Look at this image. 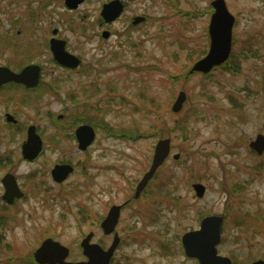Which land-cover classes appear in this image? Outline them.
Returning a JSON list of instances; mask_svg holds the SVG:
<instances>
[{
  "label": "rangeland",
  "instance_id": "rangeland-1",
  "mask_svg": "<svg viewBox=\"0 0 264 264\" xmlns=\"http://www.w3.org/2000/svg\"><path fill=\"white\" fill-rule=\"evenodd\" d=\"M2 1L0 65L14 71L28 63L44 68L36 93L12 86L0 91V157L19 162L24 138L4 124L6 111L19 123L37 124L47 150L35 164L14 167L29 196L17 217V209L0 208V247L13 248L0 254V264L5 255H31L46 237L67 247L69 261L83 258L79 243L90 231L91 242L106 248L111 237L98 231L99 220L109 203L133 200L154 145L164 138L170 139V155L122 211L121 244L112 264H197L183 255L181 236L198 229L203 217L221 214L226 218L220 255L234 264L264 255V152L258 156L249 147L264 135V0H224L235 19L230 65L208 75L189 71L209 52L214 0H122L121 16L108 25L99 12L109 0H84L72 11L63 0ZM135 17L145 20L133 27ZM52 29L80 58L77 70L53 64L46 48ZM102 31L110 36L101 39ZM180 91L186 98L174 114L170 107ZM77 109L96 132L84 152L70 129L49 126L50 114L66 115V122ZM100 121L112 132L138 137L107 135ZM57 160L75 164V172L58 185L46 173ZM8 169L0 168V178ZM32 171L39 176L26 180ZM195 183L205 187L201 198Z\"/></svg>",
  "mask_w": 264,
  "mask_h": 264
},
{
  "label": "water",
  "instance_id": "water-1",
  "mask_svg": "<svg viewBox=\"0 0 264 264\" xmlns=\"http://www.w3.org/2000/svg\"><path fill=\"white\" fill-rule=\"evenodd\" d=\"M83 0H65V5L68 8H76ZM213 13L211 14L210 23L208 26L209 36V52L206 57L196 62L191 67L189 73H209L212 68L223 64L229 54L232 41V28L235 22L234 17L228 11L224 0H214L211 2ZM123 4L120 0H112L103 5L101 10V17L105 22H112L122 12ZM143 17H136L134 23L143 21ZM56 32V31H54ZM108 32H103V37H107ZM64 41L53 39L51 40V50L55 60L64 66H76L79 60L68 54L64 50ZM39 67L37 65H28L22 69L20 73H14L7 67L0 66V85L6 82H16L24 84L26 87H34L38 83ZM186 95L183 91L179 92L171 110L179 112L185 101ZM87 134L83 136V132ZM37 139V136L30 134L29 141ZM93 138V132L88 127H82L78 131L79 147L84 149ZM24 153L29 154L27 149L30 147L28 142L25 145ZM34 152L39 146V142L34 145ZM250 148L257 154L264 151V135H257L254 141L249 144ZM170 151V139H160L154 147L151 165L149 170L143 175L138 182L135 191V197H138L141 191L146 187L148 182L152 179L157 171V168L163 163ZM178 158V154L174 155V159ZM70 168L62 167L60 172V179L63 178ZM8 177L6 179L8 180ZM193 189L197 197H202L205 193V187L202 184L196 183ZM11 193L8 191L7 193ZM119 207H112L108 217L103 223L106 233L114 230L118 219ZM223 220L222 216H208L202 219L200 227L196 230L186 232L181 239L184 254L187 258L196 259L198 264H231L230 259L217 254L216 246L220 242V225ZM90 235H88L82 242L83 253L88 257V261L84 263H70L65 259L68 256V249L60 245L52 239H46L42 242L40 247L35 252V259L42 264H108L117 245L118 238L115 235L112 245L107 251H102L97 245L89 244ZM257 264V263H256ZM258 264H263L258 262Z\"/></svg>",
  "mask_w": 264,
  "mask_h": 264
},
{
  "label": "flooded vegetation",
  "instance_id": "flooded-vegetation-1",
  "mask_svg": "<svg viewBox=\"0 0 264 264\" xmlns=\"http://www.w3.org/2000/svg\"><path fill=\"white\" fill-rule=\"evenodd\" d=\"M2 2H4V1H2ZM63 2H64V0H63ZM78 7H79V5H78ZM77 8H75V9H77ZM72 9H74V8H72ZM68 11H72V10H68ZM110 24H112V23H110ZM105 25H108V24H105ZM54 31H57V29H52L51 36H49L46 39V48H47V51L50 52L51 57H53L52 51L50 50L51 49V40L55 39V38L59 39L57 37L58 31L57 32H54ZM109 36L110 35H108L105 38H108ZM65 50L67 51L66 42H65ZM68 53H70V52H68ZM77 58L79 60V63H78V65L73 66V67H70V66L65 67V66L59 65L58 63H56L54 61L53 58H52V62L60 70H63V71H75L81 65L80 58L79 57H77ZM28 64H31V63H28ZM28 64H26V65H28ZM33 64H35V63H33ZM26 65L21 66L17 71H14V70L10 69L8 66H6V67H8L12 72L18 73ZM39 66H40L39 81L36 84V86H34V87H26L24 84H19V83H14V82H7V83H3V84L0 85V91L3 90L5 87H11L12 86V87H16L17 89H21V90L27 92L28 94L36 93L43 86L42 75H43V68L44 67L41 66V65H39ZM79 112L80 111L78 110L77 113H75L71 117H69L66 122L62 121L63 119H66V117H65L66 115H63L61 113L56 114V115L50 114L48 116V118H49V122H50L49 126L54 131L57 130V131L62 132V131H67V129H70L68 132H70L69 135H70L72 141L75 142L77 150H79L81 152H84L89 147H91V145L95 141V138H96V134L95 133L96 132L94 131L93 138H92L91 142L88 145H86L84 149H81L79 147L78 131L82 127H87V126L92 127L93 124H91V123L88 124L87 122H85L86 120L88 121V117L86 116V113H79ZM2 118H3L4 124L13 125V126L17 127L18 132L19 133L23 132L22 135H24V138L21 139L19 144H18L19 145V149H20V159H21L19 162L18 161L14 162V160H12L10 157H7V156L0 157V168H4V167L9 166L8 171L5 172L3 174V176L0 178V186H1V189H2V193L0 195V208H3V209L4 208L5 209H17V212L15 213V216L17 217L21 213V212H18V209L20 208V205H23L25 203V201L27 200L28 196H29V189L26 188L25 183L21 181V178L19 177V174L17 173V170L14 169V167L17 164H20V163H24V164H27V165H32V164H35L37 161H39L43 157L44 153L47 150L46 140H45V138H44V136L42 134L41 128H39L37 126V124L31 123V122L27 123V124L19 123L18 119H16L15 116L13 114L9 113L8 111L3 112ZM73 125H74V127H73ZM102 125L105 128L104 130L111 132V130L108 129V127H107V125L105 123H102ZM114 133L115 134H119L117 132H114ZM30 134H33L34 136L36 135L37 139L35 137V139L33 141H29V135ZM86 134H87V131L84 130L83 136H85ZM135 136L138 137V134H136ZM28 142L30 143V147L27 149V152H29V154L26 155L24 153V150H25V147H26L25 145ZM36 142H39V146H38L37 150L34 152V146L33 145ZM62 167L70 168V170L65 175H63V178L61 180H59L60 179L59 178L60 177V172H61ZM74 172H75V164L71 163L69 160H57V161H54L50 165V167H49V169H48V171L46 173L49 176V178L51 179V181L58 185V184H62L64 181H66ZM7 176H9L8 180L6 179ZM38 176L39 175L37 174V172H33V171L32 172H27L25 174V179L29 181L32 178H37ZM38 182H40V185L44 186L42 178H38ZM138 182L139 181L136 182L135 189H136V187L138 185ZM148 186H149V184H148ZM7 189H8V191H11V193H9V192L7 193ZM135 189H134V192H135ZM135 200H138V197L135 199L134 198V193H133V200L130 199V198H127L126 200L122 201L120 204L109 203L107 205L106 209H105L106 212H105L104 217H102L99 220L98 224H97V229L105 237H111V243L106 248H102L97 243H92L91 240L94 237V232L90 231L88 233L91 236V238L89 240V244L97 245V246H99L101 248V250H104V251L108 250L110 248V246L112 245V243H113L115 235H117L119 237L117 229H118L119 224H120L122 211H124L125 209H128V207H130L132 202L135 201ZM114 206H120L121 207L119 209V211H118V219H117V222H116L114 230L112 232H110V233H106L105 229H104V226H103V223L106 220V218L108 217L112 207H114ZM221 216L224 219L226 218L225 215L221 214ZM16 217H15V220H16ZM224 219H223V222H224ZM223 222H222V224H223ZM220 230H221V226H220ZM49 238L55 240L54 237H46V238H44L40 242L39 246L32 251L31 255H28V256H22L21 254H18V255H15V256L5 255V258H6L5 264H42V263H39V262L36 261L35 252L40 247L42 242L44 240H46V239H49ZM119 239H120V242H117L118 244H117V246H116V248H115V250H114V252H113V254L111 256L109 264H112L113 261L115 260L114 253H115L117 247H119V245L121 244V238L119 237ZM222 243H223V239L221 238L219 244L217 245V254L218 255H220L218 253V247L221 246ZM80 244H81V242L79 243V247H80ZM80 248H81V254H82L83 258H80L79 260H75V261H69L67 259V257H68L67 256L65 261L66 262H72V263H82V262L88 261L89 260L88 257L86 255H84V253H83L82 245H81ZM12 250H13V248H12L11 244H10V246L7 245V247L5 249H4V247L3 248L0 247V254L3 255L5 252L9 253ZM68 255H69V251H68ZM220 256H222V255H220ZM223 257H226V256H223ZM227 258H229V257H227ZM229 259H230L231 264H234L233 259H231V258H229ZM194 261L198 264V262L196 260H194ZM258 262L264 264V255L256 256V257L253 256L251 258L249 264H256V263L258 264ZM45 264H47V263H45Z\"/></svg>",
  "mask_w": 264,
  "mask_h": 264
},
{
  "label": "trees",
  "instance_id": "trees-1",
  "mask_svg": "<svg viewBox=\"0 0 264 264\" xmlns=\"http://www.w3.org/2000/svg\"><path fill=\"white\" fill-rule=\"evenodd\" d=\"M226 63H227V62H226ZM226 63H225L226 66L230 65V64H226ZM229 68L231 69V67H229Z\"/></svg>",
  "mask_w": 264,
  "mask_h": 264
}]
</instances>
